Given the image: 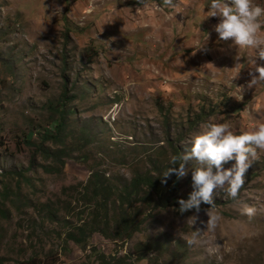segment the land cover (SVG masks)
Returning <instances> with one entry per match:
<instances>
[{"label":"rangeland","instance_id":"1","mask_svg":"<svg viewBox=\"0 0 264 264\" xmlns=\"http://www.w3.org/2000/svg\"><path fill=\"white\" fill-rule=\"evenodd\" d=\"M211 2L0 0V264L47 254L57 264H98L101 255H129L132 264H264V149L236 199L217 189L214 207L199 213L134 201L123 207L139 225L129 239L112 238L120 209L111 200L100 224L109 238L93 233L85 247L65 240L92 221L83 190L90 169L122 185L153 162L169 163L170 145L181 153L205 123L227 122L236 134L264 123V82L248 86L253 61L264 60L218 38L220 17L200 14ZM260 23L264 38V16ZM64 87L74 110L65 143H44L68 154L57 161L37 147L59 120L48 104ZM178 182L177 195L187 199L191 171ZM245 203L254 216L243 214ZM208 215L219 217L214 229Z\"/></svg>","mask_w":264,"mask_h":264},{"label":"clouds","instance_id":"2","mask_svg":"<svg viewBox=\"0 0 264 264\" xmlns=\"http://www.w3.org/2000/svg\"><path fill=\"white\" fill-rule=\"evenodd\" d=\"M143 0H138L142 3ZM164 4L174 7L173 0H164ZM200 9L205 17H220L214 26V31L221 41H232L241 48H253L258 51L260 60H264V38L258 37L261 29L260 17L264 16V7L253 4L252 0H212L209 11ZM254 67L249 71L251 80L249 87L264 82V65L253 61ZM255 73V74H254ZM186 146L180 155H173L169 167L161 175V183L166 184L171 175L177 179L185 177L191 171L192 191L188 198L178 199L181 213L195 210L200 212L201 203L214 207L213 193L219 189L236 199L244 186L246 176L257 158V149H264V123L254 131L236 134L227 122H208L201 126L185 142ZM195 161V166L189 168V162ZM231 163L225 168L224 165ZM227 186V187H225ZM256 209L248 204L243 205V214L252 217ZM208 214V211H207ZM206 227L214 229L218 216L208 215ZM193 222L196 217H192Z\"/></svg>","mask_w":264,"mask_h":264},{"label":"trees","instance_id":"3","mask_svg":"<svg viewBox=\"0 0 264 264\" xmlns=\"http://www.w3.org/2000/svg\"><path fill=\"white\" fill-rule=\"evenodd\" d=\"M74 99L75 97L72 96ZM70 99L67 96V90H64L61 95V99L56 102H50L48 104L49 110L59 115V120H55L53 130H46L40 135V143L37 149L47 157L54 156L57 161H62L61 157L68 155L64 151L49 152L48 149L44 147V143L52 142L55 144L64 145L65 138L67 136L68 121L67 116L74 114L72 108L66 109V101ZM80 137L83 138V143L86 141L89 135L88 126H82L79 129ZM33 133L31 132L26 136V139H30ZM172 149V155H180L177 147L170 145ZM119 162V160H118ZM121 162V161H120ZM125 164V163H124ZM63 162H61V166ZM150 171H137L133 174V177L122 185H118L119 182L112 184L109 179L105 176V172L95 171L90 169V177L83 187L84 192L88 195V200L93 202V216L90 223L83 222L80 225L73 226L66 234L65 240L72 241L80 247H85L87 240L91 237L93 233H99L102 237L109 238L110 231H106L105 226H101V220L108 215V208L111 204H118L120 211L118 212V219L116 223V231L113 233L112 238L125 237L129 239L134 233L139 231V225L135 222L134 213H130L123 209L124 206H133V202H144L148 206H156L159 208L179 207L177 203L178 199H184L177 195L178 179L173 174L167 179L166 184L161 183V175L170 166L167 164H160L158 162H153L151 164ZM154 203L152 205V202ZM186 200V199H185ZM210 205L201 203L200 209H206ZM195 211V210H191ZM52 221H57V216L55 214L49 215ZM105 224V221H104ZM114 228V229H115ZM129 256V255H125ZM123 257L115 256H99L98 264H132L131 262H126ZM58 259L55 254H47L43 257H38L37 255H31L28 258L16 261L15 264H57ZM86 264V263H82Z\"/></svg>","mask_w":264,"mask_h":264}]
</instances>
